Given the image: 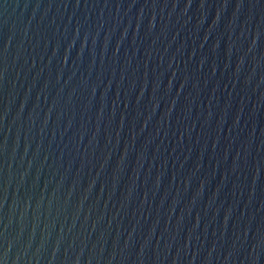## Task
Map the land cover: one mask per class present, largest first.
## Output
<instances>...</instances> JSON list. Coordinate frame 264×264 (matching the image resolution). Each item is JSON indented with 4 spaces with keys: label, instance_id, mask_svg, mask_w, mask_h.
Here are the masks:
<instances>
[{
    "label": "water",
    "instance_id": "1",
    "mask_svg": "<svg viewBox=\"0 0 264 264\" xmlns=\"http://www.w3.org/2000/svg\"><path fill=\"white\" fill-rule=\"evenodd\" d=\"M0 264H264V0H0Z\"/></svg>",
    "mask_w": 264,
    "mask_h": 264
}]
</instances>
